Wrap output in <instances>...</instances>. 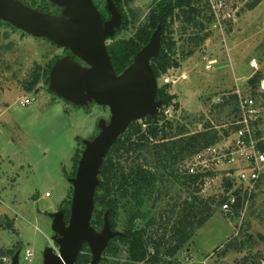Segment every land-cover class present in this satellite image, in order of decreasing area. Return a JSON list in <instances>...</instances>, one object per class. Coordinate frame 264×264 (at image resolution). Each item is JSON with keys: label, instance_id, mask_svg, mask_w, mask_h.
Listing matches in <instances>:
<instances>
[{"label": "rangeland", "instance_id": "rangeland-1", "mask_svg": "<svg viewBox=\"0 0 264 264\" xmlns=\"http://www.w3.org/2000/svg\"><path fill=\"white\" fill-rule=\"evenodd\" d=\"M20 1L32 4L31 0ZM155 1L125 0L124 7L131 24L128 30L122 25L114 37H135L146 24ZM257 1L236 0L234 20L229 19L231 22L226 25L207 22V29L199 35L209 33V36L200 46H196V41H190L192 32L182 34L179 29L174 32V58L180 67L170 69L158 79L159 89L164 88L175 97L170 106L163 103L160 109L165 121L186 125L190 134L206 127L223 133L229 130L234 116L230 115L228 106L221 105L228 96L240 93L243 98L254 101L259 113L256 132L258 139H264V90L260 87L256 94L250 83L255 76L264 79V0ZM37 2L41 3V0ZM93 2L103 20L108 21L110 14L106 0ZM49 3L50 14L61 16L63 8ZM190 51L194 52L189 54ZM66 56L79 60L69 50L65 52L45 39L34 38L0 22V254L12 249L21 250L20 264H42L43 251L48 245L58 249L52 241L49 214L65 209L69 220L73 157L77 152L81 158L84 141L99 135L101 120L109 123L111 119L108 108L95 103L78 108L54 96L49 91L50 74L47 78L43 76L34 91H26L35 72L43 75L50 65ZM26 99L31 103L22 105ZM193 158L183 161L177 168L179 175L186 174ZM140 159L143 161L142 156ZM209 172L212 175L207 176L208 185L206 182L201 184L199 196L221 201L228 193L226 171L208 170L205 173ZM251 172L246 169L243 173L250 176ZM160 187L162 196L157 208H152L153 201L144 208L148 220L160 213H170L173 205L194 196L192 189L172 180L163 182ZM253 195L241 210L242 222L238 218L231 219L216 207L213 217L179 253L182 264H202L212 254L210 264H243L245 258L254 264H264V167ZM11 222L15 232L8 230ZM245 227L252 235L245 250L219 256L221 248L230 239L247 240ZM118 231H122L121 227ZM28 250L32 252L31 261L25 260ZM126 259L124 251L117 258H108L105 264H124Z\"/></svg>", "mask_w": 264, "mask_h": 264}, {"label": "trees", "instance_id": "trees-1", "mask_svg": "<svg viewBox=\"0 0 264 264\" xmlns=\"http://www.w3.org/2000/svg\"><path fill=\"white\" fill-rule=\"evenodd\" d=\"M31 1L32 4L23 3L42 13L50 14L49 0H41V3L37 0ZM114 2L123 17V29L128 30L131 21L125 11V0H114ZM132 16L134 18V15ZM108 17L107 14L106 18ZM212 21L214 17L208 0L155 1L147 16L146 24L139 29L135 37L109 39L108 51L116 72L121 74L132 64L135 55L150 42L152 34L161 23L163 28L161 53L151 62L157 78L160 79L170 69L180 67L179 62L174 58L176 54V41L172 39L174 32L178 29L182 34L192 32L194 35H190V41H196V46H200L209 33L205 36L199 34L207 29L206 23H212ZM193 52L190 51L189 54ZM51 67L52 65L43 75L35 72L32 81L26 85V91H34L43 76L47 78L50 74ZM262 81L264 79L259 76L250 80L253 87L251 89L256 94L260 92ZM174 98L164 88L159 89L158 100L163 101L165 106H170ZM221 106H228L232 112L230 115L236 118L238 95L228 96ZM162 114L160 112L157 120L149 117L142 122L131 124L103 162L101 185L96 193V209L92 225L96 229H101L104 224V215L108 212L111 228L118 231L121 227L122 236L110 241L101 264H105L108 258L119 257L124 251L127 254L124 264H182L178 258L179 253L191 242L198 230L213 217L216 213L215 208L221 209L227 200L225 196L217 202L216 199L199 196L201 184L204 183L205 177L212 175L210 172L190 175L186 171V174L181 176L177 168L183 161L195 157L205 149L228 138L235 127L230 123L229 130L223 133L206 127L201 132L190 134L186 125L182 123L174 125L172 121H165ZM133 155L136 156L133 158ZM141 156L143 161H140ZM79 160L80 155L76 152L73 157V177L76 175ZM170 180L192 189L194 196L173 205L170 213H160L159 216L148 220V215L144 213L145 206L153 201L152 208H157V203L162 196L160 185ZM227 182L225 188L229 191L232 184L230 181ZM242 193L243 190L236 191L238 201L233 207L234 213L227 215L231 219H239L245 201L248 199V193ZM252 197H254L253 194L250 198ZM141 222L144 224L141 225ZM11 223L8 230L15 232L14 223ZM245 228L246 241L238 240L237 237L232 238L221 248V253L219 251L216 253L224 256L229 251L245 250L247 242L252 240V235L247 232L249 229ZM16 251L12 249L2 252L0 257L12 258ZM91 260V254L85 246L76 264H90ZM243 264H254V262L245 258Z\"/></svg>", "mask_w": 264, "mask_h": 264}, {"label": "water", "instance_id": "water-1", "mask_svg": "<svg viewBox=\"0 0 264 264\" xmlns=\"http://www.w3.org/2000/svg\"><path fill=\"white\" fill-rule=\"evenodd\" d=\"M49 1L63 8L61 16L42 13L20 0H0V21L76 55L84 65L71 56L54 63L50 93L78 108L90 103L108 108L111 119L109 123L101 120L99 135L84 141L76 175L69 180L73 187L70 218L66 221L65 209L50 214L52 241L58 249L48 245L42 264H76L85 246L91 253L90 264H101L110 241L122 236L111 228L108 212L101 230L92 225L102 165L131 124L159 115L164 102L158 100V78L151 62L160 56L163 28L158 26L132 64L118 74L108 51L109 39L123 25L114 0H106L108 21L103 20L93 0ZM20 256L21 250L11 264H20Z\"/></svg>", "mask_w": 264, "mask_h": 264}, {"label": "built area", "instance_id": "built-area-1", "mask_svg": "<svg viewBox=\"0 0 264 264\" xmlns=\"http://www.w3.org/2000/svg\"><path fill=\"white\" fill-rule=\"evenodd\" d=\"M236 0H208L214 22L219 25H226L234 20L237 4ZM210 62L209 67L215 63ZM261 89L264 90V81L261 83ZM238 95V114L233 117L231 125L235 127L234 132L228 138H225L219 144L209 147L197 154L189 163L187 173L190 175H198L209 171L225 170L226 178L231 182L232 188L225 195L227 200L223 203L221 210L227 215H233V207L238 201L236 191L243 190L248 193L250 200L251 194L254 193L256 184L261 179L264 167V139H258L256 132V123L259 113L255 109L254 101L250 98H243L240 93ZM31 100L26 99L22 105H28ZM251 169V175L247 176L244 171ZM239 173L237 174V172ZM240 174V175H239ZM209 178H204L205 185H208ZM247 184V185H246ZM231 188V189H232ZM50 194H47V197ZM244 215L239 217L242 222ZM240 226V225H239ZM213 254L208 256L202 264H210ZM32 252L27 251L25 260L31 261ZM0 264H11L9 257H0Z\"/></svg>", "mask_w": 264, "mask_h": 264}, {"label": "flooded vegetation", "instance_id": "flooded-vegetation-1", "mask_svg": "<svg viewBox=\"0 0 264 264\" xmlns=\"http://www.w3.org/2000/svg\"><path fill=\"white\" fill-rule=\"evenodd\" d=\"M64 51L66 52H68V50L67 49H64ZM75 61H77V62H80V63H82L80 60H77V58H75ZM83 64V63H82ZM84 65V64H83Z\"/></svg>", "mask_w": 264, "mask_h": 264}, {"label": "crops", "instance_id": "crops-1", "mask_svg": "<svg viewBox=\"0 0 264 264\" xmlns=\"http://www.w3.org/2000/svg\"><path fill=\"white\" fill-rule=\"evenodd\" d=\"M48 198H50V197H48ZM58 212V211H57ZM49 216H50V214H49ZM52 219V218H51Z\"/></svg>", "mask_w": 264, "mask_h": 264}]
</instances>
